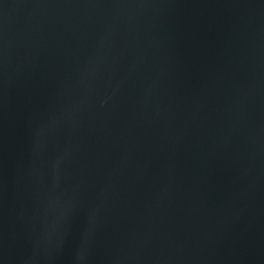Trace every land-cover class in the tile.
I'll return each instance as SVG.
<instances>
[{
	"label": "water",
	"instance_id": "water-1",
	"mask_svg": "<svg viewBox=\"0 0 264 264\" xmlns=\"http://www.w3.org/2000/svg\"><path fill=\"white\" fill-rule=\"evenodd\" d=\"M0 264H264V0H0Z\"/></svg>",
	"mask_w": 264,
	"mask_h": 264
}]
</instances>
